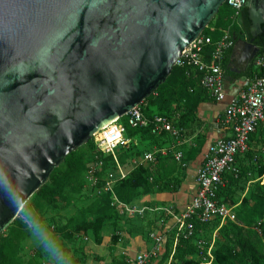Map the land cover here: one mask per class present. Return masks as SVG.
I'll list each match as a JSON object with an SVG mask.
<instances>
[{
  "label": "water",
  "instance_id": "95a60500",
  "mask_svg": "<svg viewBox=\"0 0 264 264\" xmlns=\"http://www.w3.org/2000/svg\"><path fill=\"white\" fill-rule=\"evenodd\" d=\"M225 1L0 0V234L19 215L9 193L27 203L69 154L141 105ZM244 8L255 38L264 0ZM251 42L235 49L243 71L259 55Z\"/></svg>",
  "mask_w": 264,
  "mask_h": 264
},
{
  "label": "trees",
  "instance_id": "16d2710c",
  "mask_svg": "<svg viewBox=\"0 0 264 264\" xmlns=\"http://www.w3.org/2000/svg\"><path fill=\"white\" fill-rule=\"evenodd\" d=\"M223 22L224 24H222ZM211 24L204 29L202 35L209 37L213 43H217L223 33L227 32L233 39L234 45L237 41L245 42L246 40L253 39L254 46L259 49L258 56H264V29L257 37H251V22L248 18L246 8H243L239 15L235 17L234 12L226 4H223L217 12L214 24ZM211 51L212 47L207 48L206 54H209ZM233 55L234 46L223 55L221 69L224 81L231 79L235 82L246 75L248 78L253 77L256 72L253 71L252 66H249L241 75L236 74V70L232 68ZM200 77V74L195 70L175 65L167 79V82L171 83V85L165 82L139 106L144 118L151 121L155 117H163L169 120L174 128L185 130L189 123L196 120L199 106L211 100L199 85ZM181 94L184 95L185 101L178 112H176L173 107L177 106V99L181 97ZM124 129L128 139L134 140L140 139L142 135L146 136L147 148L143 152L150 150L153 145H157L158 147L163 146V142L166 140L173 141L171 136L164 133L161 137H153L150 135L149 129H132L126 125ZM261 137V132L252 136L248 152L244 156L237 158V177L225 176L223 178L226 183L224 188L218 191V202L227 204L226 198L235 190V187L244 177L248 168L257 174L258 179L264 175V145ZM168 145L163 147H169ZM133 146L128 151L122 150V153H119L120 149L117 152V161L122 167L130 166L131 161L136 160L134 159V155L138 153V150L133 148ZM201 147L199 146V148ZM179 149L181 150L180 147ZM168 158L172 159L171 155L167 156V158L159 157L154 164L132 168L126 179L114 186V194L117 199L126 205L137 206L136 204H138L140 198L151 193H177L179 182L176 185H173V183L159 191L153 190L154 184L151 181L152 176L161 180L172 176L174 169L171 171L167 169ZM97 159L103 160L105 172L114 169L112 158L103 157L90 140L65 158L64 162L52 172L46 185L33 195L34 199L39 203H49L65 187L79 191L83 186V176L85 177L87 168ZM172 162L175 164L173 159ZM174 179H177V177H174ZM100 186L101 182H99L98 187L100 188ZM258 189L261 195L257 197L255 205L250 209H244L245 215L239 218L236 217L235 222L225 221L224 224L220 225V219L217 217L206 224L196 222L194 224L195 232L193 236L188 240H178L172 255L173 261L179 264H200L199 260L195 257L203 254L204 247L199 246L198 243L201 242L202 235L212 226H215L224 234V241L219 249L214 252L211 264H264V222L257 225V221L255 220L256 216L260 219L264 218V184H261V187ZM243 202L244 200L239 205L232 206H236V209H238ZM89 204L95 210L98 230L96 234L92 228L87 229L88 232L89 230H92V232H89L87 241L82 244V248L88 242L89 238L96 245H101L103 232L106 229L107 223H111V226L107 228H111L112 230L109 252H112L114 247L119 243L120 237L117 232H119V224L121 222L126 225L132 222L135 225L139 223L138 229H141L140 231L143 232L145 238L150 240V232L143 231L144 226H140L150 214L146 213L143 217H121L111 206L110 196L104 193L100 196L92 197L89 200ZM144 206L150 208L155 207V205L148 204ZM21 227L24 229L25 225L22 224ZM23 238L22 230H16L10 226L0 234V264H9L10 260L15 256V251ZM168 238L172 239L171 247H173V233H170L167 236L163 254L158 262H152V264H162L165 256L169 255L170 245L168 246ZM82 253L83 251L74 255L75 264L82 262V257L76 258L77 255ZM123 262L113 260L112 264H123Z\"/></svg>",
  "mask_w": 264,
  "mask_h": 264
},
{
  "label": "built area",
  "instance_id": "2783aa9c",
  "mask_svg": "<svg viewBox=\"0 0 264 264\" xmlns=\"http://www.w3.org/2000/svg\"><path fill=\"white\" fill-rule=\"evenodd\" d=\"M224 4L237 17L244 8L245 0H226ZM233 46V39L227 32L223 33L217 43H213L209 37L201 33L176 62L177 66L190 68L200 74L199 85L214 103L227 102L220 120L225 136L210 144L205 150L195 172L194 195L183 209L174 211L171 207L129 206L120 202L114 194V186L124 181L132 168L154 164L159 157L171 155L173 161L185 169L184 155L178 148L186 141L183 130L174 128L171 122L163 117H155L151 121L145 119L139 108L140 105L133 108L125 115L130 128L149 129L153 137L167 134L175 140L176 145L169 147L154 145L150 150L143 152L138 159L132 160L131 165L127 167H122L118 163L117 152L120 149L128 151L135 145V139L126 137L124 127L119 124L121 118L96 132L90 139L96 150L103 157H111L114 163V169L106 172L101 159L95 160L87 168L85 180L95 187L94 196L108 194L111 198V206L121 217H143L146 213L150 215L160 213L168 218L166 227L162 231L149 233V239L156 247L158 255V249L160 247L164 249L170 233H173L172 252L174 253L178 240H188L193 236L196 222L206 224L216 217L220 222H235L236 206L218 202V191L225 186L226 182L223 179L225 176L237 177V158L248 152L251 137L261 132L264 145V56H257L253 60L250 66L256 72L255 75L247 78L238 92L229 97L224 87L221 62L224 53ZM209 47H212V51L206 54V49ZM259 181L264 184V175L258 179ZM99 182H101L100 188L97 187ZM198 245L202 246V243ZM152 262H156V259L153 251H149L139 253L123 264H152Z\"/></svg>",
  "mask_w": 264,
  "mask_h": 264
},
{
  "label": "rangeland",
  "instance_id": "374dc122",
  "mask_svg": "<svg viewBox=\"0 0 264 264\" xmlns=\"http://www.w3.org/2000/svg\"><path fill=\"white\" fill-rule=\"evenodd\" d=\"M216 15L209 22V24H214ZM222 24H224V22ZM167 79L165 82L168 85H171V83L167 82ZM228 80L226 79V81H224V87L228 90L241 86L244 82L243 78H240L235 82L231 79ZM180 96L181 97H178L177 99V106L173 107L176 112H178V110L185 101L184 95L181 94ZM208 103H212V101L208 100ZM204 123L205 122H203L197 115L196 120H194L192 123H189L186 126L185 130H183L185 139L192 138ZM119 124L123 127L126 125L130 128V126L128 125L127 118L125 116L120 119ZM199 135L201 136L198 139L202 141V144L196 146V149H187L186 146L180 147L183 151V155L185 158V169H182L176 163L174 164L172 162V159L168 158L169 162H167V169L170 171L174 169L172 176H168L167 179L163 180L154 178L152 176L151 181L154 184V191H159L162 188H165L173 183V185H176L180 181V175H185L184 172L188 168V154H191V158H196L195 156L198 155L197 153H199V146L201 147L205 142V134ZM173 141L175 142V140ZM173 141L166 140L165 142H163V146L173 143ZM146 142V136L142 135L137 141V145L135 144L133 146V148L138 150V153L134 155V159H138L144 149L147 148ZM198 143L199 142H197V144ZM190 150H192L191 153ZM121 151L122 150H120L119 153H122ZM175 175H178L177 179H174V177H176ZM83 180V186L79 191L71 189L70 187H65L59 192V195L49 203H39L37 200L34 199V196H32L27 201V203L39 215H41L47 220L50 227H52V229L62 237V239L66 242L67 246H69L74 255L83 251L82 244L87 241L89 232H92V230H94L97 234L98 230L96 225L97 216L95 210H93V208H91L89 204V200L94 197L95 187L89 185L86 182L84 176ZM259 187H261V182H258L257 174L248 168L245 172L244 177L235 187V190L232 192V194L229 195V197L226 198V203L228 206L239 205L241 201L244 200L240 207H238V209H236L235 211L237 218L245 215L244 209H250L255 205V203L257 202V197L261 195V192L258 189ZM86 211L87 213H85ZM157 217L159 221L161 220L163 222V225L167 223L168 218L166 216L163 215L162 217L160 216V218L159 216ZM15 220L16 222L13 221L9 226L14 227L16 230H22L24 238L22 239V241H20V244L15 251V256L10 260L9 264H50L48 257L31 238L28 230L26 229V226L24 229L21 227V225L24 223L22 222L20 216L18 215ZM255 220L257 221V225L264 222V218L260 219L258 216L255 217ZM222 224H224V222H220V225ZM109 226H111V223L106 224V230L104 232L105 236L107 237L111 236L112 233L111 228H107ZM89 228H92V230H89L88 232L87 229ZM201 239L202 240L200 241L202 243V247H204V250L202 252L203 254H199L198 257L195 258L199 260L200 264H211V262L213 261L214 252L219 249V247L224 241V234L220 232L219 228L212 226L206 231L205 234L202 235ZM171 240L172 239L168 238V246L170 245V253L169 255L165 256V259H163L162 264H179L178 262H175L172 259L173 252L171 251H173V249L171 247Z\"/></svg>",
  "mask_w": 264,
  "mask_h": 264
},
{
  "label": "crops",
  "instance_id": "0c3cea01",
  "mask_svg": "<svg viewBox=\"0 0 264 264\" xmlns=\"http://www.w3.org/2000/svg\"><path fill=\"white\" fill-rule=\"evenodd\" d=\"M236 48H237V43L234 45L232 68L234 65V61H237L238 59V54L235 53ZM236 74L241 75L239 73ZM242 78L244 79V82L241 86L235 87L231 90L225 88L229 97L235 95L238 92V90L244 85L248 76L247 75L244 77L242 76ZM226 104L227 102L223 104H217L212 101V103L207 102L199 106L197 115L205 123L202 124V126L199 128V130L192 138H186V141L181 146L182 147L186 146L187 149H192V148L196 149V146L202 144V141L198 139L201 136L199 134H203V135L205 134V138H204L205 142L203 143L202 147L199 148L200 149L199 153H197L198 155L195 156L196 158L194 157L191 158L192 157L191 154H188L189 157L187 161L188 168L184 172L185 174L184 176L180 175L178 192L148 194L138 200V204H136L137 206L141 207L144 206L145 204H148V205H155L154 208L171 207L173 208L174 211H179L186 206V204L190 201V199L194 195L195 172L200 164V161L203 157L205 150L210 144L214 143L219 138L225 136V130L223 129L220 120L222 118L223 109ZM137 140L139 139H135L136 145H137ZM197 142L199 143L197 144ZM172 144H175V142H173ZM191 151L192 150H190V153ZM175 176L177 177L178 175ZM157 216H159L160 218V216L162 217L163 215L160 213L150 216L148 215V218L145 219L144 222L142 223L140 222L141 223L140 226H144L143 231H148V233L149 232L151 233L155 231H162L163 227H166V224L163 225V222L161 220L159 221ZM138 226L139 223L138 225H135L132 222L131 224L126 225L123 222H121L119 224V232H118L120 240L119 243L114 247V250L112 252H109L111 236L109 237L105 236L104 234L105 231L103 232L101 245H96L94 241L89 238L88 242L83 246L84 248L83 253L77 255L76 257V258L79 257L83 258L82 262L78 264H112L113 260L116 262H122L135 257V255L139 253H144L149 251H153L156 262H158V260L161 257V254H163V248L160 247L158 249L159 250L158 251L159 255H158L156 247L152 244L150 240L145 238L143 232L140 231L141 229H138L139 228Z\"/></svg>",
  "mask_w": 264,
  "mask_h": 264
},
{
  "label": "clouds",
  "instance_id": "9594fccd",
  "mask_svg": "<svg viewBox=\"0 0 264 264\" xmlns=\"http://www.w3.org/2000/svg\"><path fill=\"white\" fill-rule=\"evenodd\" d=\"M9 198L18 210L31 238L48 257L50 264H75L74 253L62 237L50 227L47 220L28 203L17 199L15 194L10 192Z\"/></svg>",
  "mask_w": 264,
  "mask_h": 264
},
{
  "label": "flooded vegetation",
  "instance_id": "af4514ba",
  "mask_svg": "<svg viewBox=\"0 0 264 264\" xmlns=\"http://www.w3.org/2000/svg\"><path fill=\"white\" fill-rule=\"evenodd\" d=\"M251 41H252V42H251ZM245 42H251V43L253 44L254 40H249V41L246 40ZM236 43H237V48L241 47V43H242L241 41H237ZM253 45H254V44H253ZM237 48H236V49H237ZM235 62H236V61H234V63H235ZM233 68H234V70H236L237 72H239V74L244 73V72L248 69V68H247L245 71H243L242 68L240 67V65H235V64L233 65Z\"/></svg>",
  "mask_w": 264,
  "mask_h": 264
},
{
  "label": "bare ground",
  "instance_id": "6f19581e",
  "mask_svg": "<svg viewBox=\"0 0 264 264\" xmlns=\"http://www.w3.org/2000/svg\"><path fill=\"white\" fill-rule=\"evenodd\" d=\"M114 121H116V119H115V120H113L111 123H113ZM111 123H109V124H111ZM109 124H108V125H109ZM108 125H106V126H108ZM106 126H105V127H106ZM105 127H104V128H105Z\"/></svg>",
  "mask_w": 264,
  "mask_h": 264
}]
</instances>
